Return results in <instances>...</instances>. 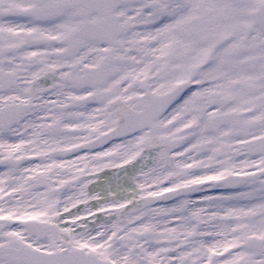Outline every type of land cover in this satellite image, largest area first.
Returning <instances> with one entry per match:
<instances>
[{"label": "snow or ice", "instance_id": "obj_1", "mask_svg": "<svg viewBox=\"0 0 264 264\" xmlns=\"http://www.w3.org/2000/svg\"><path fill=\"white\" fill-rule=\"evenodd\" d=\"M0 264H264V0H0Z\"/></svg>", "mask_w": 264, "mask_h": 264}]
</instances>
